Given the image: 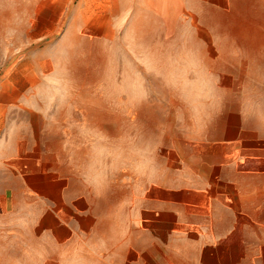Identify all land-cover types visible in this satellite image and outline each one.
Returning a JSON list of instances; mask_svg holds the SVG:
<instances>
[{"label": "rangeland", "instance_id": "rangeland-1", "mask_svg": "<svg viewBox=\"0 0 264 264\" xmlns=\"http://www.w3.org/2000/svg\"><path fill=\"white\" fill-rule=\"evenodd\" d=\"M184 5L33 0L0 11V144L68 140L71 174L111 195L118 217L147 183L150 237L163 241L172 219L156 207L158 186L229 133L264 130V57L242 41L264 35V0ZM6 252L18 264L39 257Z\"/></svg>", "mask_w": 264, "mask_h": 264}, {"label": "crops", "instance_id": "crops-1", "mask_svg": "<svg viewBox=\"0 0 264 264\" xmlns=\"http://www.w3.org/2000/svg\"><path fill=\"white\" fill-rule=\"evenodd\" d=\"M28 1L0 0V11ZM181 1L185 9L223 11L246 0ZM242 41L255 42V55L264 57V35ZM227 136L234 139L201 148L187 174L154 192L166 200L156 207L172 219L160 229L167 241L150 237L147 183L135 210L131 199L118 217L111 195L71 174L68 140L56 148L0 144V264H18L6 252L18 249L39 255L27 264H264V130ZM241 137L261 141L252 147ZM52 250L60 256H47Z\"/></svg>", "mask_w": 264, "mask_h": 264}]
</instances>
